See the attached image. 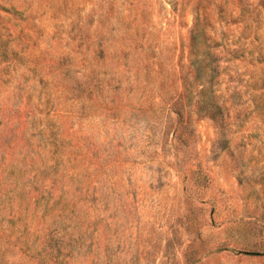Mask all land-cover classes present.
<instances>
[{"label":"rangeland","instance_id":"obj_1","mask_svg":"<svg viewBox=\"0 0 264 264\" xmlns=\"http://www.w3.org/2000/svg\"><path fill=\"white\" fill-rule=\"evenodd\" d=\"M0 264H264V0H0Z\"/></svg>","mask_w":264,"mask_h":264}]
</instances>
